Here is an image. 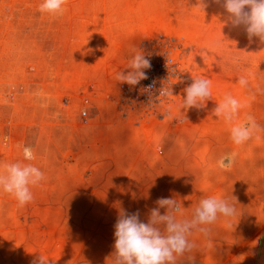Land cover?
I'll use <instances>...</instances> for the list:
<instances>
[{
	"label": "rangeland",
	"instance_id": "1",
	"mask_svg": "<svg viewBox=\"0 0 264 264\" xmlns=\"http://www.w3.org/2000/svg\"><path fill=\"white\" fill-rule=\"evenodd\" d=\"M40 3L0 0V138H10L0 143V164L32 163L45 175L24 207L0 193V264H34L39 256L49 264H112L110 206L85 196L71 145H174V199L187 218L206 196L230 198L226 186L236 180V215L218 218L207 235L193 231L195 247L177 264L188 256L195 264H264V43L250 42L212 0H203L204 10L198 0H68L55 17ZM133 46L151 69L167 60L183 66L169 107L147 112L116 81ZM242 75L247 88L237 82ZM200 77L211 81V99L185 110L184 89ZM225 94L246 105L231 123L213 114ZM247 115L260 130L235 145L230 129ZM24 146L35 160H24ZM233 151L235 162L221 169L218 160ZM188 161L191 198L182 191Z\"/></svg>",
	"mask_w": 264,
	"mask_h": 264
},
{
	"label": "clouds",
	"instance_id": "2",
	"mask_svg": "<svg viewBox=\"0 0 264 264\" xmlns=\"http://www.w3.org/2000/svg\"><path fill=\"white\" fill-rule=\"evenodd\" d=\"M68 0H42L38 10L51 16H62L66 11ZM203 10L207 6L203 0H198ZM220 4L228 14V21L233 27H243L249 41L258 37L264 43V0H212ZM131 58L126 67L127 72L116 73L117 82L126 83L135 87L142 80L148 79L147 71L150 70L151 60L145 52L133 46ZM168 64V62H167ZM239 85L247 88L246 76L238 78ZM155 81L144 87V91L151 95ZM182 108L185 110L206 107V101L211 99V81L207 78H193L192 83L184 89ZM173 96L172 88H162L159 96ZM246 107L231 94H225L217 103L213 114L222 117L226 123H231ZM82 115L87 116V109L82 110ZM260 130V125L252 115H247L245 120L230 129V139L235 145H243L250 140L253 134ZM8 136L0 138V143L7 145ZM23 158L25 161L36 159L31 146H24ZM235 151L225 153L218 160V166L223 170L231 168L235 162ZM45 179L44 173L32 163H6L0 164V193L9 194L15 198L19 207H24L32 202L34 195L32 188L39 186ZM236 197L225 198L222 196H206L192 210L190 218L184 216V207L178 199L160 197L157 199V207L149 212L147 222L140 219L139 210L128 213L119 211L114 224V252L112 264H177L181 257L190 253L195 247L189 240L193 231L205 235L209 232L210 225L216 223L218 218H231L236 215ZM166 211L161 214L160 209ZM188 264H195V257H187ZM34 264H49L43 257L34 261Z\"/></svg>",
	"mask_w": 264,
	"mask_h": 264
},
{
	"label": "crops",
	"instance_id": "3",
	"mask_svg": "<svg viewBox=\"0 0 264 264\" xmlns=\"http://www.w3.org/2000/svg\"><path fill=\"white\" fill-rule=\"evenodd\" d=\"M71 146L77 147L74 153L77 182H86L81 188H85L87 198L96 199V207L103 210L110 206L112 224L121 209L129 214L139 210L141 221L147 222L150 210L157 207L158 198H174V145ZM192 176L188 161L183 165L182 186L183 195L188 198H191ZM228 181L226 189L233 196L235 184L232 182L236 180ZM165 211L160 209L161 214Z\"/></svg>",
	"mask_w": 264,
	"mask_h": 264
},
{
	"label": "built area",
	"instance_id": "4",
	"mask_svg": "<svg viewBox=\"0 0 264 264\" xmlns=\"http://www.w3.org/2000/svg\"><path fill=\"white\" fill-rule=\"evenodd\" d=\"M168 62V64H167ZM181 64L175 63L173 60L153 67L147 72L148 79L142 80L140 84L135 87H130L128 84L125 86V94L136 104V106L147 112H156L169 107L177 97L180 88L183 84L184 74ZM182 69V70H181ZM155 81L154 88L151 95L143 89L145 86L152 84ZM165 88H172L173 96H159V90ZM87 104L89 101L87 100Z\"/></svg>",
	"mask_w": 264,
	"mask_h": 264
}]
</instances>
